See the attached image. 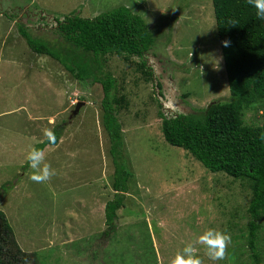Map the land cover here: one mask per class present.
<instances>
[{"label": "rangeland", "instance_id": "rangeland-1", "mask_svg": "<svg viewBox=\"0 0 264 264\" xmlns=\"http://www.w3.org/2000/svg\"><path fill=\"white\" fill-rule=\"evenodd\" d=\"M211 1L0 0V210L29 259L38 264H157V254L160 264H171L184 248L178 237L197 238L210 228L226 232L228 220H239L233 212L247 208L249 188L224 174H210L186 151L169 145L159 116L230 98ZM123 6L158 35L148 61L157 82H148L147 91L140 90L135 99L128 97L130 115L121 112L126 127L135 125L124 131L133 177L118 212V229L102 236L110 237L105 244L100 234L107 230L105 208L115 193V166L102 124L103 88L76 80L57 61L33 52L19 25L33 38L57 45L62 42L55 17L81 13L94 19ZM9 12L17 17H6ZM124 67L122 60L109 66L124 83L119 95H129L135 86ZM78 102L85 104L75 113ZM256 117L264 124V113ZM59 125L64 134L58 144L43 149L56 175L35 183L27 153L46 141L44 129L54 132ZM237 222L243 229L248 219ZM261 236L264 258V228ZM196 247L203 264H230L231 244L219 261L209 259L204 246ZM104 250L114 257L109 252L107 260ZM244 261L249 262L247 255Z\"/></svg>", "mask_w": 264, "mask_h": 264}, {"label": "trees", "instance_id": "trees-1", "mask_svg": "<svg viewBox=\"0 0 264 264\" xmlns=\"http://www.w3.org/2000/svg\"><path fill=\"white\" fill-rule=\"evenodd\" d=\"M211 2L230 98L210 102L203 109L177 112L170 117L160 111L161 130L169 145L186 151L210 174H224L249 188L251 198L247 208L242 211L239 207L233 212V217H240L239 220L242 216L248 219L247 224L240 229L239 220L234 218L224 226H228L227 233L232 231L230 248L233 253H228L231 256L229 261L230 264H264L261 252V232L264 228V124H259L256 117L264 113V19L257 17L256 9L248 0ZM0 14L3 13L0 11ZM5 16L14 20L17 14L9 12ZM55 19L56 33L62 43L52 45L45 40L35 39L25 25H19L20 33L33 52L57 61L76 80L99 83L103 88L102 124L109 136V154L115 166V193L105 208L107 230L100 234V239L107 244L110 237L103 240L102 236H111L117 231L118 212L125 206V197L133 177L129 166L130 155L125 150L124 131L135 125L126 127L121 122V112L130 115L131 98L135 99L134 96L140 94L148 82H157L148 61L154 55L152 51L158 35L140 15L126 6L94 19L84 18L81 13ZM225 41L229 42L228 46H225ZM116 60L125 63V74L135 85L132 86L133 91L128 92L129 95H119V85L124 83L109 71L110 62ZM158 85L162 88V84ZM121 87L125 90V87ZM248 115H252V118H248ZM135 117L138 118V113ZM54 133L56 144L46 140L37 148L43 150L47 145L56 146L64 134L63 126H57ZM196 239L189 233L177 240L185 247ZM109 252H103L107 260L113 256ZM96 254L93 253L92 257L98 258ZM245 255L249 257V262L244 261ZM158 258L156 254L154 259L160 264ZM0 264H38L36 258L29 259L24 254L2 210Z\"/></svg>", "mask_w": 264, "mask_h": 264}, {"label": "clouds", "instance_id": "clouds-1", "mask_svg": "<svg viewBox=\"0 0 264 264\" xmlns=\"http://www.w3.org/2000/svg\"><path fill=\"white\" fill-rule=\"evenodd\" d=\"M248 3L256 9V15L260 19H264V0H248ZM225 41V46H228ZM83 103L78 102L77 105ZM76 105V107H77ZM75 107V109H76ZM44 137L50 144H56L57 137L51 129L43 130ZM264 139V136H262ZM29 167L33 170L30 179L35 183H46L56 175V170L51 164L46 162L45 152L42 149L32 148L26 156ZM231 235L227 232L217 229H208L197 239L188 243L182 250L178 252L171 264H203V260L198 255L196 245H202L206 249V255L212 261L224 260L227 256L228 246L231 244Z\"/></svg>", "mask_w": 264, "mask_h": 264}, {"label": "water", "instance_id": "water-1", "mask_svg": "<svg viewBox=\"0 0 264 264\" xmlns=\"http://www.w3.org/2000/svg\"><path fill=\"white\" fill-rule=\"evenodd\" d=\"M84 104H85V103H80V104H78L77 107H76V111H75V113H78L79 110H80V108H81Z\"/></svg>", "mask_w": 264, "mask_h": 264}, {"label": "flooded vegetation", "instance_id": "flooded-vegetation-1", "mask_svg": "<svg viewBox=\"0 0 264 264\" xmlns=\"http://www.w3.org/2000/svg\"><path fill=\"white\" fill-rule=\"evenodd\" d=\"M25 17H29V14H27V16H25Z\"/></svg>", "mask_w": 264, "mask_h": 264}, {"label": "crops", "instance_id": "crops-1", "mask_svg": "<svg viewBox=\"0 0 264 264\" xmlns=\"http://www.w3.org/2000/svg\"><path fill=\"white\" fill-rule=\"evenodd\" d=\"M23 87H27V86H23Z\"/></svg>", "mask_w": 264, "mask_h": 264}]
</instances>
